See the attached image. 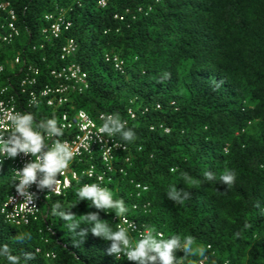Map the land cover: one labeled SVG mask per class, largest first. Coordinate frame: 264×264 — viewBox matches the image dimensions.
<instances>
[{"label": "trees", "instance_id": "16d2710c", "mask_svg": "<svg viewBox=\"0 0 264 264\" xmlns=\"http://www.w3.org/2000/svg\"><path fill=\"white\" fill-rule=\"evenodd\" d=\"M0 1L10 4L18 29L17 38L0 44L3 99L13 98L35 121H59L61 113L72 112L70 105L95 120L118 114L136 133L132 143L115 137L125 150L116 152L111 168L97 152L74 161L72 168L92 169L102 177L99 183L125 200L126 216L141 232L154 226L165 237L191 235L211 245L207 264H264V0ZM50 14L69 24L62 36L43 34L49 26L44 16ZM6 28L0 22V34ZM70 43L74 50L62 58ZM105 56L121 60L122 70ZM17 57L20 64L12 68L9 63ZM71 66L85 75V91L71 90V83L52 75ZM31 69L40 72L38 86L22 85ZM64 82L72 91L70 105L28 107L32 89ZM225 169L236 173L228 187L219 182ZM205 171L216 181H204ZM13 176L10 165L0 166V242L14 254L33 252L30 264H136L108 255L110 242L91 233L76 244L64 222L50 214L56 201L74 204L71 212L77 216L97 212L76 197L78 187L96 178L80 176L79 185L41 200L34 221L15 226L1 213L15 189ZM174 184L189 191L190 199L171 201L167 192ZM100 218L117 228L114 212L101 211ZM23 232L32 239L15 242ZM129 235L139 238L138 231Z\"/></svg>", "mask_w": 264, "mask_h": 264}, {"label": "clouds", "instance_id": "9594fccd", "mask_svg": "<svg viewBox=\"0 0 264 264\" xmlns=\"http://www.w3.org/2000/svg\"><path fill=\"white\" fill-rule=\"evenodd\" d=\"M0 4L6 5L5 10L0 12V22H4L7 27L5 33L0 34V37H6L11 34L9 25H12L15 29V32L12 33V38L7 41L0 40V44H9L18 36V29L15 24L16 16L8 2L0 1ZM99 5L104 6L105 2L102 1ZM12 16L13 19H11ZM59 16L53 17L51 14L44 16V20L49 23V26L43 31V34L49 39L54 38L51 34V27L53 25H61L59 36H62V31L69 27L65 19ZM67 46H71V43ZM64 48H62L61 55H63ZM71 48L73 51L74 48L72 46ZM105 57L107 60H112L117 70H122L123 62L121 60L117 57H112L111 59L108 56ZM0 64L4 67L5 71V64L1 61ZM19 64L20 59L18 57L15 58L13 62L9 63L12 68L19 66ZM75 68L79 69V67ZM30 72V75L28 74L22 77V85H37L40 72L36 69H31ZM3 73H1L0 76ZM80 73V75L83 76V82L63 78L66 82L74 86L71 90H76L74 88L78 86L77 91L79 93L85 91L87 88L86 77L81 71ZM38 88L39 89L34 88L29 92L28 107L42 103L46 108L60 109L70 105L71 95L68 92L71 90L67 88L65 82L57 87L45 85ZM47 90L50 92L44 95ZM58 90H62V94H58ZM6 91L7 89L5 87H0V100L9 103L14 111H6L5 113L6 123L9 125L10 131L0 132V166L8 164L12 168L14 176L11 187L15 188L17 195L22 198V202L26 207H36V193L30 191L33 185H35L36 189L39 191H44L45 189L50 191L55 188L58 180L57 177L67 169L79 175V177H75V183L79 185L80 176H86L85 173L88 170L79 173L71 167L74 161H80L82 156L97 152L102 162L111 168L116 152L125 150V146L118 142L115 137H119L121 140L128 143H132L136 140V133L126 126L127 122L123 121L118 114L102 115L95 120L83 110L73 112V107L70 105V108H72V110H70L72 112L65 111L61 113L59 121H57L55 117L35 121L34 115L31 112L22 113L13 98L3 99L6 95ZM59 100H61V102H59ZM157 108H159V106H157ZM79 113L89 118L95 125V130L99 129V133L103 134L108 144L104 149L95 144L90 151L83 152L82 156L75 158L77 151L67 141L73 140L80 134L78 128L73 123ZM129 114L130 118H134L132 112H129ZM63 117H66L69 122L73 121L71 128H64ZM64 133L70 136L65 139H59ZM20 154L30 156L31 159L18 170H14L10 160L4 161L5 159H14ZM104 154L107 155L105 156ZM173 171H175V169H173ZM73 175L75 176V173ZM96 176L97 174H95L94 178H96ZM203 178L204 181H216L217 179L216 175L211 171H205L203 173ZM235 180L236 173L230 169H225L219 176V182L227 187L233 185ZM65 183L67 184L68 181ZM192 183H195V181H192ZM136 189L140 191L146 190L145 187L143 188L139 185L136 186ZM76 197L79 201H87L89 207L94 206L98 211L77 216L71 212V208L74 204L66 206L60 201H56L52 204L50 209V214L52 216L64 222L65 228L71 234L76 244H82L86 240L88 234L91 233L93 236L101 238L103 241L110 242L106 248V253L108 255L114 256L115 259L124 256L128 261H134L136 264H207L210 259L208 253L211 245L198 243L191 235L181 236L179 234H172L165 237L163 233L158 232L154 226H148L140 233L139 238L132 240L128 228L119 226L114 229L111 225L106 223L104 219L100 218V212H114L116 218H119V220L127 224L126 214L129 209L124 199L114 198L113 191L103 186L102 183L94 182L81 185L76 189ZM167 197L177 204H183L184 201L190 199L191 193L184 189H178L174 184L169 186ZM261 214L264 215V208L261 209ZM244 227L248 228L250 225L245 224ZM13 239L17 243L24 244L32 239V234L30 232H23L17 234ZM178 251L183 252L182 257L176 255ZM193 258H198V262ZM34 259L35 254L33 252L26 251L17 255L13 253V249L8 243L0 242V264H30ZM212 264H215L214 260Z\"/></svg>", "mask_w": 264, "mask_h": 264}, {"label": "built area", "instance_id": "2783aa9c", "mask_svg": "<svg viewBox=\"0 0 264 264\" xmlns=\"http://www.w3.org/2000/svg\"><path fill=\"white\" fill-rule=\"evenodd\" d=\"M6 5L0 4V12L4 11ZM13 19V16L12 18ZM61 25H53L51 27V34L54 38L59 37L60 35V27ZM11 30V34L6 37H0L1 41H7L8 39L12 38V33L15 32V29L12 25H9ZM72 51L71 46H67L63 49L62 58L68 56ZM4 67L0 64V74L3 73ZM55 76L65 79H72V80H79L83 82V76H81L79 69L75 68L74 66L69 67L68 69H63L59 74L53 73ZM50 91L47 90L44 95H47ZM62 90H58V94H62ZM61 102V100H59ZM6 111H14V109L10 106L9 103H6L0 100V132H8L10 131L9 125L6 123L5 113ZM73 122V121H72ZM72 122H69L66 117H63V126L64 128H71ZM76 127L78 128L79 135H77L73 140L67 141L76 151L77 155L75 158H79L82 156L83 152L90 151L93 145H99L101 148H105L107 146V140L103 137V134L99 133V129L95 130V125L89 120L86 115L78 114L76 119L73 122ZM105 156L107 154H104ZM30 156H25L23 154L18 155L14 159H5L4 161H11L14 167V170H18L23 167V165L30 161ZM75 173V176L73 175ZM85 175L87 178H94L95 174L93 170H88ZM79 177V175L70 170H66L60 176H58L57 184L54 189L48 191L45 189L44 191H39L36 189L35 185L30 188L31 192L36 193V200H35V208L26 207L25 204L22 202V198L19 197L14 189L11 195L7 198L6 202L2 207V214L5 216L6 220L14 225L21 226L27 225L30 223L31 220H35L39 214V202L45 198L50 196H60L65 191L69 190L73 184L76 182L75 177ZM98 182H102L101 177L96 176ZM68 181L66 184L65 182ZM139 188V187H137ZM13 198V199H12ZM31 206V205H30ZM26 221V222H25ZM114 221H117V227L124 226L128 228L130 232H137L140 235L141 231L138 230L137 225L132 220L127 218V224H125L119 218H115Z\"/></svg>", "mask_w": 264, "mask_h": 264}, {"label": "rangeland", "instance_id": "374dc122", "mask_svg": "<svg viewBox=\"0 0 264 264\" xmlns=\"http://www.w3.org/2000/svg\"><path fill=\"white\" fill-rule=\"evenodd\" d=\"M60 17V16H59Z\"/></svg>", "mask_w": 264, "mask_h": 264}]
</instances>
